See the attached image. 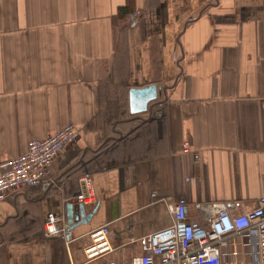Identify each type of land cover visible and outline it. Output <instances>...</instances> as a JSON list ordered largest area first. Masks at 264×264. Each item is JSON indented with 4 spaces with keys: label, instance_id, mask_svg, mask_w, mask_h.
<instances>
[{
    "label": "crops",
    "instance_id": "crops-1",
    "mask_svg": "<svg viewBox=\"0 0 264 264\" xmlns=\"http://www.w3.org/2000/svg\"><path fill=\"white\" fill-rule=\"evenodd\" d=\"M151 85L156 100L130 115L129 90ZM66 125L79 137L52 184L0 203V264H84L103 226L110 250L88 264H127L180 200L202 226L198 204L251 211L264 179V0H0V165ZM84 177L94 201L69 202ZM67 206L90 220L47 237L48 215L63 224Z\"/></svg>",
    "mask_w": 264,
    "mask_h": 264
},
{
    "label": "built area",
    "instance_id": "built-area-1",
    "mask_svg": "<svg viewBox=\"0 0 264 264\" xmlns=\"http://www.w3.org/2000/svg\"><path fill=\"white\" fill-rule=\"evenodd\" d=\"M140 14L126 17L133 25ZM79 137L78 129L66 125L52 136L33 140L27 151L18 158L0 165V203L20 191L52 184V168L59 154L73 145ZM184 152H189L187 144ZM198 160V156H195ZM83 192L70 198L69 202L90 204L94 201L90 178L80 180ZM155 196L154 194L152 195ZM238 203L198 204L203 211L204 226L190 222L186 215V203L178 201L169 207L171 224L159 231L137 240L141 254L127 264H264V179L257 206L249 212L232 215L229 208ZM53 214L45 222L47 237H64L69 231L65 223ZM107 226L89 234L92 244L85 250L88 264L99 253L110 250ZM237 239H240L242 255L248 258L238 263ZM105 264H116L108 262Z\"/></svg>",
    "mask_w": 264,
    "mask_h": 264
},
{
    "label": "water",
    "instance_id": "water-1",
    "mask_svg": "<svg viewBox=\"0 0 264 264\" xmlns=\"http://www.w3.org/2000/svg\"><path fill=\"white\" fill-rule=\"evenodd\" d=\"M157 97V88L154 85L144 87L142 89H130L128 93L129 113L132 116H138L147 111L148 105L155 101ZM66 224L67 231H71L76 227L85 225L91 218V215L86 216L84 209L80 206L66 208Z\"/></svg>",
    "mask_w": 264,
    "mask_h": 264
},
{
    "label": "trees",
    "instance_id": "trees-1",
    "mask_svg": "<svg viewBox=\"0 0 264 264\" xmlns=\"http://www.w3.org/2000/svg\"><path fill=\"white\" fill-rule=\"evenodd\" d=\"M127 12L124 9L120 10V18H124L126 16Z\"/></svg>",
    "mask_w": 264,
    "mask_h": 264
}]
</instances>
